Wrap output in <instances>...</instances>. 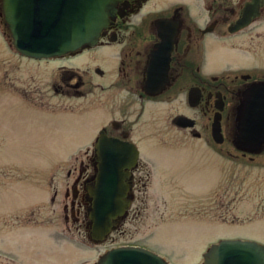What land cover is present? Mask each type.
Masks as SVG:
<instances>
[{
  "label": "rangeland",
  "instance_id": "obj_1",
  "mask_svg": "<svg viewBox=\"0 0 264 264\" xmlns=\"http://www.w3.org/2000/svg\"><path fill=\"white\" fill-rule=\"evenodd\" d=\"M76 66L61 59L22 56L0 18L4 249L26 264L59 263L54 257L61 258V264H93L106 250L129 243L146 246L170 264H202L209 247L223 239L264 244V166H255L249 158L241 162L230 154L224 157L216 145L217 150L204 147L203 141L181 140L167 148L153 146L148 154L152 163L143 159L148 163L142 171L146 180L138 184L134 203L141 213L135 219L132 213L124 233L115 232L114 240L110 236L98 247L90 242L83 249L74 246L70 239L85 236L64 221L67 187L81 162H89L100 129L111 128V79L99 80ZM66 69L77 74L72 84L79 74L104 87H86L87 97H77L66 90ZM85 69L94 75V68ZM64 229L68 240L61 236Z\"/></svg>",
  "mask_w": 264,
  "mask_h": 264
},
{
  "label": "flooded vegetation",
  "instance_id": "obj_2",
  "mask_svg": "<svg viewBox=\"0 0 264 264\" xmlns=\"http://www.w3.org/2000/svg\"><path fill=\"white\" fill-rule=\"evenodd\" d=\"M55 59L74 62L76 68L99 80L111 79V128L104 126L99 132L115 141L111 142V166L118 163L120 167L111 181L120 183L119 192L130 200L123 214L119 206L105 211L116 215L111 217L116 227L101 238L92 217L102 163L97 137L89 162H81L67 187L63 207L65 223L72 222L85 236L71 239L77 248L83 249L85 242L98 247L110 236L114 240L115 232H125L123 225L131 215L139 216L141 209L134 208V203L138 184L146 180L142 171L148 163L143 159L151 162L148 154L153 146L167 148L181 140H199L208 149L219 146L224 157L230 154L241 162L249 158L255 166H264V4L254 0H170L165 4L123 0L95 46ZM85 68H94V75ZM66 70L63 80L74 88L66 86V90L77 97H87L86 87H104L79 74L72 84L77 74ZM252 102L256 106L248 119ZM217 118L221 142L215 137ZM129 144L137 151L135 159L127 150ZM60 232L66 237V229ZM22 260L0 244V264H26ZM52 260L61 264V258Z\"/></svg>",
  "mask_w": 264,
  "mask_h": 264
},
{
  "label": "water",
  "instance_id": "obj_3",
  "mask_svg": "<svg viewBox=\"0 0 264 264\" xmlns=\"http://www.w3.org/2000/svg\"><path fill=\"white\" fill-rule=\"evenodd\" d=\"M123 0H0L3 20L10 30L16 49L28 57L50 58L81 47L96 45L102 31L107 28L111 18L116 17L119 2ZM260 6L264 0H254ZM255 102L249 104L247 118L251 119ZM215 137L222 139L221 127L216 119ZM111 137L101 133L97 145L101 154L99 178L100 193L95 203V228L101 238H105L116 222L109 213L119 206L120 213L129 206L130 200L124 199L121 184L111 181L118 174V163L111 166ZM128 152L137 151L127 145ZM109 211V212H105ZM98 264H170L165 258L141 246H120L109 250ZM203 264H264V244L241 239H223L212 244L205 253Z\"/></svg>",
  "mask_w": 264,
  "mask_h": 264
}]
</instances>
